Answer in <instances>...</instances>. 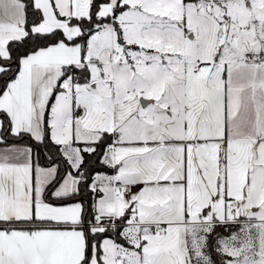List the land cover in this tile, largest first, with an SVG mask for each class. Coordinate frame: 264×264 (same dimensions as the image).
<instances>
[{
  "label": "snow or ice",
  "instance_id": "snow-or-ice-1",
  "mask_svg": "<svg viewBox=\"0 0 264 264\" xmlns=\"http://www.w3.org/2000/svg\"><path fill=\"white\" fill-rule=\"evenodd\" d=\"M0 264H264V0H0Z\"/></svg>",
  "mask_w": 264,
  "mask_h": 264
}]
</instances>
